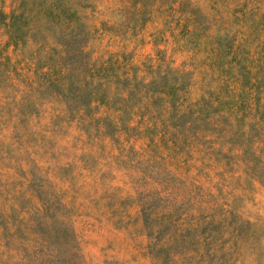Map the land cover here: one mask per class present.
Masks as SVG:
<instances>
[{"label": "rangeland", "instance_id": "rangeland-1", "mask_svg": "<svg viewBox=\"0 0 264 264\" xmlns=\"http://www.w3.org/2000/svg\"><path fill=\"white\" fill-rule=\"evenodd\" d=\"M74 1L86 76L174 105L68 104L0 23V264H264V0Z\"/></svg>", "mask_w": 264, "mask_h": 264}, {"label": "trees", "instance_id": "trees-1", "mask_svg": "<svg viewBox=\"0 0 264 264\" xmlns=\"http://www.w3.org/2000/svg\"><path fill=\"white\" fill-rule=\"evenodd\" d=\"M14 2L7 13L0 9V23L5 26L8 41L33 60L34 68L45 67L42 71L45 86L62 97L66 103L81 101L85 106L91 98L101 102L109 99L110 103L120 101L113 105L120 111L121 116L127 111L126 107L130 103L141 100L138 92L142 87L144 94L150 95L155 89L174 105L172 100L176 84L172 82L171 75H176V72L172 74L169 67L160 69L158 79H149L144 83L140 81L141 79H135L133 73L128 76L123 72L126 70L116 72L111 63L99 62L92 66L89 75L102 74L103 85L106 81L114 80L116 88L111 92L107 86H101L100 82L86 76L82 69V65L87 62V60L83 62L82 50L86 36L82 31L84 22L78 11L79 3L76 1L71 0L69 4H66V0H14ZM59 26L67 31L57 35L55 30ZM49 39L54 44H50ZM151 71L159 72V69ZM97 86L98 91L92 92L91 89ZM157 98H160V95H153L151 100L155 102ZM128 100L131 102L126 104Z\"/></svg>", "mask_w": 264, "mask_h": 264}]
</instances>
